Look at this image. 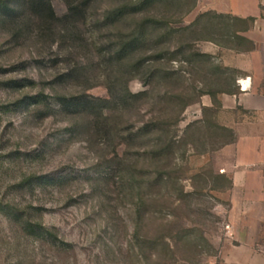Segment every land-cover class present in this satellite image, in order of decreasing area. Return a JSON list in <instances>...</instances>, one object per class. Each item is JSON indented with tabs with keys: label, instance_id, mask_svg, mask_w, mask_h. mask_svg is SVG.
Masks as SVG:
<instances>
[{
	"label": "rangeland",
	"instance_id": "374dc122",
	"mask_svg": "<svg viewBox=\"0 0 264 264\" xmlns=\"http://www.w3.org/2000/svg\"><path fill=\"white\" fill-rule=\"evenodd\" d=\"M10 1L22 20L0 17V264H227L218 150L234 133L219 96L240 71L220 59L228 50L196 54L205 41L248 47L236 34L248 23L198 13L200 0H89L84 16L43 26ZM126 5L142 10L107 21ZM83 93L110 99L103 117L58 103Z\"/></svg>",
	"mask_w": 264,
	"mask_h": 264
},
{
	"label": "crops",
	"instance_id": "0c3cea01",
	"mask_svg": "<svg viewBox=\"0 0 264 264\" xmlns=\"http://www.w3.org/2000/svg\"><path fill=\"white\" fill-rule=\"evenodd\" d=\"M203 1V2H201ZM215 11L242 19L254 18L239 32L248 47H225L205 41L202 52L222 56L236 68L235 89L219 96L225 126L233 139L219 150L220 172L230 176L227 237L221 248L227 264H264V0H200L196 12ZM217 52V53H216ZM203 105L214 106L211 96Z\"/></svg>",
	"mask_w": 264,
	"mask_h": 264
},
{
	"label": "trees",
	"instance_id": "16d2710c",
	"mask_svg": "<svg viewBox=\"0 0 264 264\" xmlns=\"http://www.w3.org/2000/svg\"><path fill=\"white\" fill-rule=\"evenodd\" d=\"M68 5V12L62 16L59 17L55 11V8L51 2V0H25L22 7L26 8L31 16L33 17V20L36 21V23H41L43 26H54L60 22H63L64 20H75L81 16H84L86 10H87V3L89 0H66ZM154 0H143L141 4L145 5L149 2H152ZM20 8L15 7L10 0H0V17L7 21H15L17 22L19 19H21L20 15ZM137 10H142V7L139 6H121L115 9H112L108 12L107 21H110L111 23L117 21L120 17L127 13L136 12ZM218 14V13H217ZM220 14V13H219ZM234 17V16H233ZM237 20H242L248 23L247 27L241 31L246 30L250 23L254 20V18L249 19H242L239 17H234ZM22 20V19H21ZM153 22L150 18H145L143 21L139 24V28L137 29L139 32H134L132 43H138L141 41V39L145 38L148 31V23ZM24 21H22L19 26L22 25ZM161 24V23H160ZM21 27V26H20ZM22 30V28H20ZM237 31L236 34L238 35L239 32ZM242 39L247 41V39L243 36H241ZM126 49V48H125ZM196 55H208L207 53L200 52ZM145 63V59L140 60L137 62V67L143 66ZM130 95L133 98H137L140 95L139 94H132ZM47 98L46 94H39L30 96L31 103L39 105L44 102V99ZM110 99L104 98V97H98L94 95L89 94H77V95H60L58 96V103L67 111L74 112V113H87L94 118L97 117H103L104 109L109 106ZM48 112H45V114ZM28 227H33L32 223H28Z\"/></svg>",
	"mask_w": 264,
	"mask_h": 264
}]
</instances>
